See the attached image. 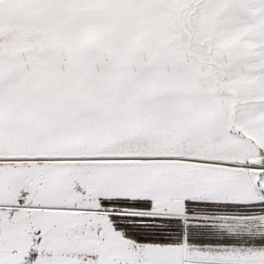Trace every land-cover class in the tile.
<instances>
[{
  "label": "snow or ice",
  "instance_id": "snow-or-ice-1",
  "mask_svg": "<svg viewBox=\"0 0 264 264\" xmlns=\"http://www.w3.org/2000/svg\"><path fill=\"white\" fill-rule=\"evenodd\" d=\"M0 264H264V0H0Z\"/></svg>",
  "mask_w": 264,
  "mask_h": 264
}]
</instances>
